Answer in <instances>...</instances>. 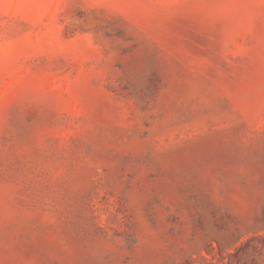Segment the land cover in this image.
<instances>
[{
	"label": "rangeland",
	"instance_id": "obj_1",
	"mask_svg": "<svg viewBox=\"0 0 264 264\" xmlns=\"http://www.w3.org/2000/svg\"><path fill=\"white\" fill-rule=\"evenodd\" d=\"M0 264H264V0H0Z\"/></svg>",
	"mask_w": 264,
	"mask_h": 264
}]
</instances>
